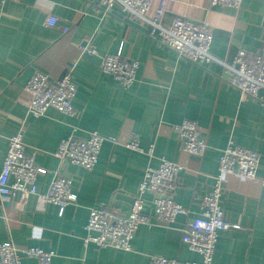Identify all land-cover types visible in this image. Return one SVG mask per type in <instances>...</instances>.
<instances>
[{"label": "crops", "instance_id": "1", "mask_svg": "<svg viewBox=\"0 0 264 264\" xmlns=\"http://www.w3.org/2000/svg\"><path fill=\"white\" fill-rule=\"evenodd\" d=\"M114 11L102 8L100 0H15L0 6V171L9 138L22 132L26 151L46 170L37 177V193L62 174L72 180L76 196L61 214L38 195L23 202L0 197V244L52 251L50 264H152L153 256L198 262L199 254L182 243V230L201 215L223 150L236 145L255 151L256 177H264V96H241L226 83L218 62L202 67L180 59L151 39L146 25ZM50 15L57 18L54 26L46 23ZM177 16L208 26L210 52L224 64L239 51L264 49V0H244L238 9L210 6L208 0H168L163 26ZM87 43L95 54L82 52ZM116 54L139 64L129 88L102 72V58ZM35 71L52 80L71 72L74 116L54 108L37 118L29 114L24 88ZM185 119L197 124L205 140L200 158L181 151L175 127ZM91 132L104 139L93 169L63 165L54 156L62 139ZM128 138L142 152L128 149ZM161 159L185 166L172 199L188 213L171 224L156 220L153 196L146 193L143 213L153 227L140 226L129 251L85 246L89 210L108 203L127 212L146 170ZM222 190L220 207L231 226L218 232L212 264H264L263 188L257 180L226 174ZM22 264L39 262L24 257Z\"/></svg>", "mask_w": 264, "mask_h": 264}, {"label": "built area", "instance_id": "2", "mask_svg": "<svg viewBox=\"0 0 264 264\" xmlns=\"http://www.w3.org/2000/svg\"><path fill=\"white\" fill-rule=\"evenodd\" d=\"M8 1L0 0V6ZM244 0H208L210 6H226L238 9ZM168 0H100L106 11L118 10L121 14L132 17L136 22L147 26L148 36L162 47L170 50L180 59L198 66L218 62L223 66L226 83L237 90L241 96L258 98L264 96V49L261 52L247 54L239 51L231 63L224 64L210 52L212 35L206 24L182 16L174 17L169 26H163L162 17L166 12ZM46 23L54 26L55 16H48ZM64 31L66 29L64 28ZM85 54H95V49L88 43L81 47ZM139 64L135 60L124 58L120 54L106 55L102 58V72L111 76L122 86L129 88L135 81ZM25 93L28 96L27 110L32 117H40L49 108L74 116L76 109L73 98L76 86L70 71L60 78L52 80L48 75L35 71L26 82ZM181 151L195 158L203 156L206 150L205 140L197 124L189 119L175 127ZM103 137L91 132L86 138L69 136L59 142L54 156L63 165L70 164L91 170L97 163ZM125 146L142 152L135 138H128ZM152 151V146L149 152ZM259 155L241 146H227L218 162V171L210 191L202 198V213L194 218L182 230V243L200 256V261L180 263L174 259L153 256L152 264H212L215 244L219 231H226L230 224L225 220L220 207L223 177L226 174L257 180L264 188V177L257 178ZM185 166L161 159L156 168H148L137 187L127 212L108 204L100 203L89 210L84 225V245L94 244L99 248L111 246L129 251L131 242L140 226L151 229L153 225L143 213L144 199L150 193L153 196L154 217L165 224H171L177 216L188 211L172 199L179 177ZM46 170L38 167L34 155L26 151L23 133L18 132L8 140L7 151L0 171V197H16L25 201L31 195H38L42 204H53L61 214L67 205L76 201L72 191V180L57 174L44 193H37V177ZM24 257L35 258L39 264H50L53 252L38 247L18 248L11 242L0 244V264H22Z\"/></svg>", "mask_w": 264, "mask_h": 264}, {"label": "water", "instance_id": "3", "mask_svg": "<svg viewBox=\"0 0 264 264\" xmlns=\"http://www.w3.org/2000/svg\"><path fill=\"white\" fill-rule=\"evenodd\" d=\"M90 1H92V0H90ZM102 8H104V6H102ZM105 9V8H104ZM111 12H115L114 10H110ZM115 14H118V16H120L119 15V13H115ZM131 22V21H130ZM132 23V22H131ZM262 195L264 196V188H263V193H262Z\"/></svg>", "mask_w": 264, "mask_h": 264}]
</instances>
